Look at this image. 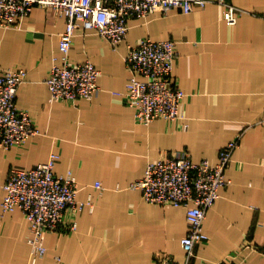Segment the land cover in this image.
Wrapping results in <instances>:
<instances>
[{
  "label": "crops",
  "instance_id": "obj_1",
  "mask_svg": "<svg viewBox=\"0 0 264 264\" xmlns=\"http://www.w3.org/2000/svg\"><path fill=\"white\" fill-rule=\"evenodd\" d=\"M224 1L245 10L235 24L214 0L189 13L133 17L117 48L95 30L79 28L71 60L89 59L101 72L98 93L75 102L51 99L46 82L62 55L65 18L38 6L18 26H0V67L27 70L16 103L39 129L24 145L0 151V264H157L162 251L184 262L186 208L147 202L130 185L150 161L181 150L194 161L216 162L240 132L226 171L231 183L208 210L209 239L195 245L190 264H264V0ZM144 37L175 41L174 76L186 93L180 121L140 123L126 100L128 45ZM52 152L60 154L56 172L72 171L78 198L92 197L94 207L68 212L76 229L47 233L46 253L31 263L28 220L20 209L2 211L3 185L12 167H32Z\"/></svg>",
  "mask_w": 264,
  "mask_h": 264
},
{
  "label": "built area",
  "instance_id": "obj_2",
  "mask_svg": "<svg viewBox=\"0 0 264 264\" xmlns=\"http://www.w3.org/2000/svg\"><path fill=\"white\" fill-rule=\"evenodd\" d=\"M214 0H0V26H18L35 7L55 8L66 20L60 34L59 59H55L46 79L51 99L75 102L80 98H93L100 90V69L87 59L71 60V49L79 28L93 29L105 37L114 48L125 41L133 17H148L155 12L167 13L177 9L189 13L204 8ZM223 6V18L235 24L245 11L230 2L219 0ZM176 44L173 39L155 40L144 37L136 44L128 45L125 57L131 76L125 97L135 109L138 122L149 124L155 119L180 121L185 91L174 76ZM25 68L0 67V151L24 145L39 133L27 109L16 103L19 86L26 80ZM242 132L220 150L216 162L209 159L194 161L187 150L170 154L163 159L150 161L143 177L130 187L140 189L143 199L161 205L184 206L189 229L181 244L186 252L184 262L173 254L162 251L156 257L157 264H190L195 245L209 239L204 231L208 210L221 196V190L231 183L227 169L233 153L240 145ZM60 154L52 152L42 163L29 168L12 167L4 183L5 195L2 211L20 209L31 230V263L43 257L47 248V233L75 230L77 222L66 218L68 212L76 214L93 209L92 197L78 198L79 183L72 171L58 174L56 165ZM96 187L102 185L98 181ZM232 264V263H226Z\"/></svg>",
  "mask_w": 264,
  "mask_h": 264
},
{
  "label": "rangeland",
  "instance_id": "obj_3",
  "mask_svg": "<svg viewBox=\"0 0 264 264\" xmlns=\"http://www.w3.org/2000/svg\"><path fill=\"white\" fill-rule=\"evenodd\" d=\"M244 9V8H243Z\"/></svg>",
  "mask_w": 264,
  "mask_h": 264
},
{
  "label": "trees",
  "instance_id": "obj_4",
  "mask_svg": "<svg viewBox=\"0 0 264 264\" xmlns=\"http://www.w3.org/2000/svg\"><path fill=\"white\" fill-rule=\"evenodd\" d=\"M228 176V175H227Z\"/></svg>",
  "mask_w": 264,
  "mask_h": 264
}]
</instances>
